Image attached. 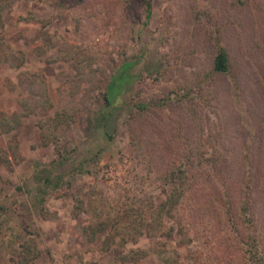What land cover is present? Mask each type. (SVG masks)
I'll list each match as a JSON object with an SVG mask.
<instances>
[{
  "label": "rangeland",
  "instance_id": "obj_1",
  "mask_svg": "<svg viewBox=\"0 0 264 264\" xmlns=\"http://www.w3.org/2000/svg\"><path fill=\"white\" fill-rule=\"evenodd\" d=\"M144 1L0 0V264H264V0Z\"/></svg>",
  "mask_w": 264,
  "mask_h": 264
},
{
  "label": "trees",
  "instance_id": "obj_2",
  "mask_svg": "<svg viewBox=\"0 0 264 264\" xmlns=\"http://www.w3.org/2000/svg\"><path fill=\"white\" fill-rule=\"evenodd\" d=\"M145 4V8H146V14H148L149 12V5L150 2L149 0H145L144 1ZM211 71L216 72V73H230V61L228 58V53L225 49V47L220 44L218 41L215 42V49L214 52L212 54V58H211ZM104 99L106 100V106L110 105V99L107 97V95H104ZM243 158L245 160L249 159V152L248 151H244L243 152ZM8 162L7 157L5 156V154H1L0 153V166L3 164H6ZM176 171H182V169H180L179 165H176L175 167H173V169H171L167 174L171 176V178H173L174 174ZM245 187L250 188V185L248 183V181H246V185ZM187 186H182L181 184H176V185H171V187H169V190H164L162 192L163 194V198L161 203L157 206V208H154L158 211V215H156L155 217L150 214L147 215H139L138 221L140 222V227H138L137 231H134L130 234H127L126 237H124L123 235H120L121 237V241L124 240H135L136 237L141 236V235H154V233H152L150 230V225H151V221L153 219H157L154 220L156 221V224L158 225H164L165 220H166V216L169 214L170 210L172 209V207L174 206V204L176 203V197L179 196L182 192H184L186 190ZM175 191L176 194H175ZM222 194H225L224 191H222ZM223 196V195H222ZM242 200H243V204L241 206V210L245 215L246 219H251V200H250V193L248 191H245L242 195ZM119 218H121V215H119ZM107 224L106 221H98L95 223V229L96 230H104L105 225ZM168 227H171V225H169ZM94 230V229H93ZM162 234H169V231L165 230V231H161Z\"/></svg>",
  "mask_w": 264,
  "mask_h": 264
}]
</instances>
